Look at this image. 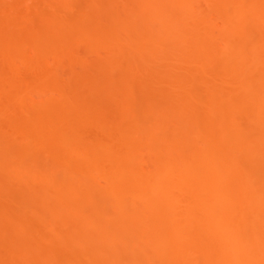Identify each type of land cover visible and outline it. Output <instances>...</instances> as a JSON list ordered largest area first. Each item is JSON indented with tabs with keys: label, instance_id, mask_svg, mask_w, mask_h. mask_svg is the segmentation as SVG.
Instances as JSON below:
<instances>
[{
	"label": "bare ground",
	"instance_id": "6f19581e",
	"mask_svg": "<svg viewBox=\"0 0 264 264\" xmlns=\"http://www.w3.org/2000/svg\"><path fill=\"white\" fill-rule=\"evenodd\" d=\"M196 1L197 0H133L130 3L128 2L129 4L126 2L128 11L124 6L123 9L126 11L119 14L126 16V18L132 22L134 21L133 19H135L138 23L134 22L137 26V34L135 33L133 36L132 34L130 36L127 35L128 37L126 36L124 38H126L125 40L128 39L126 42L129 43L133 42L135 37L138 38L139 36L138 44L133 47L132 43L131 46L134 51H137L141 55H145L144 53H147V51L153 54V57L158 53H160V56L168 53L166 54L168 57L171 54L172 56L174 55V57L176 55L178 57L179 54L178 60L180 56H182V59L184 57H189V55L192 57L193 55L197 62H195L196 65L194 68H196L198 64L197 67L200 69V72H203V75H205L204 72H218L217 75L227 78L226 81H228L229 90L224 92L225 95L223 98H221V96L218 97L219 92L217 95L216 91L213 89L214 92L210 90L207 100L205 102L203 101V106L200 105L202 107H199V109H202L199 112L198 109L195 110L194 108H198L195 105L199 103L200 96L190 91V89H192L190 88L189 91L191 94L188 92L190 98L186 97L184 99L180 94L173 95L174 102L173 104L171 103V108L168 107L167 109L168 105L165 104L167 105L165 107L163 104L165 107L162 106L163 109L160 107L161 104L157 102L158 105L160 104L158 106L159 108L157 107L159 109L158 112L164 113L163 115L157 111L153 112L154 109L152 108L153 110L151 109V112L153 113L146 117L144 116L145 118L142 119V121H140V119L138 121V117H135V112L129 108V105V107L125 105L128 108L125 107L126 109L122 111V114L120 112L121 115L120 117L117 116L118 119L116 117L117 120H120L114 122L116 120L114 117L112 120L113 122H110L111 120L108 117L106 119L105 115H102L103 113L101 116L106 120H101L100 118L102 117L98 113H96V115L98 114V118L94 116L95 114L92 115V113L91 115L95 117V120L94 118L90 119L92 116L90 117V115H88L89 113L87 114L88 110L84 112L85 109L83 108V105L85 106L84 103L88 100H84L82 105L79 103L80 105L76 106L78 105L76 100H71V98L67 99L65 94L61 93L62 91H58L55 93V95H58L56 96L57 98L55 97L56 99H52V101L49 100L48 110L45 109V112L43 111V117L47 116L46 122H52L53 125L48 128L36 125L32 127L33 131H36L34 134H42V138L44 137L41 139L42 141L37 140V142H32L31 145L34 147H31L28 143H24L25 141L22 140H17L19 142H17V144L16 141H14V145L8 143V147L11 145V148H15L16 144L17 150L12 148L14 149L16 157H18L17 153L18 155L27 157L28 155L26 154L28 152L30 154V150L32 148L35 149L36 145L37 148L38 146H42L41 148H43L47 154H50L58 161L57 165H59V167L56 169L62 168V170L64 169L66 171L67 175L63 173L66 177L58 178L54 173H49L50 175L47 174L48 176L41 175L42 173L39 172V174L35 167L29 170L24 168L26 171L19 170L20 172L18 171L13 179L15 180L17 188H20L19 190L22 192H26L28 188V191L30 190L31 193L33 192V186L37 185V183L45 184V186L42 185L41 187L45 188L42 189L47 191V194H52L54 196L56 205L55 214L67 219H69L68 217H71V219L72 217L74 218L76 221L73 223L74 227L72 225H69L72 226L70 228L67 226L69 230L66 231L67 233H65V235L71 233L76 235L74 238L72 237L73 239L69 243L71 246L73 244L82 245L80 248L81 251H76L74 255L72 254L74 252H70L72 259L77 262V264H83L79 263L82 262V260L88 264H138V262H146L147 260L149 264H196L198 261V264H201L204 263V261L214 260L213 263L209 264H219L224 257L226 258L232 255H235L233 260L237 263V257L239 255L241 256V253H245V255L248 253L246 256L250 264H264V254L260 253V251H262L261 247H264V242L260 241L258 244V238L260 240L262 239L261 236L258 235V231L260 230V233L264 232V230L262 231L263 228H261L263 225L258 227V215L262 213L264 216V211L261 207L264 203V194L262 193L260 183L258 184L256 180L253 181L251 177L253 174H257L259 171L257 169L261 167L260 162L259 166L255 163V160L258 158L256 156L261 155L260 157H263L261 160L264 159V153L260 154L258 150H255L258 147V137H256L258 134L257 124L258 122L261 123V119L264 118V0H204L201 2L205 3L203 4L205 6L204 8L208 9V12L211 10L214 16L217 15V18L212 19L209 17L210 14L208 12V14H204L200 10V5L195 3ZM49 2L50 1L45 4H49ZM63 2L64 0H54V2L51 1L49 5L64 6L67 4L66 1V3L64 2V4H62ZM197 2H199V0ZM67 5L69 6V4ZM173 6H175V9L172 8ZM206 9L205 11H207ZM132 10H134V13ZM208 18H210V20ZM99 24L97 28L99 31L107 35L116 33L114 29L117 25L112 19H103ZM216 28H218L217 31H219V34L214 33ZM231 34L239 35L237 38H239L240 35L246 36L244 40L248 42L246 43L243 37H240L243 42L240 43L241 41H239L238 43L233 40L234 37L231 38ZM45 35L46 34H44V36ZM217 35L220 37L222 35L230 36V38H227L226 41L223 42V48L222 46L219 48V45L217 46L214 41ZM44 36L36 42V45L33 43L35 45V49L33 48L34 53L38 52L40 54L38 48L42 41L47 40L45 39L46 36L45 38ZM47 37H51V35L49 36V34H47ZM244 43L245 45L249 43L247 45L248 47H244ZM240 44H242L241 46H243V48H241ZM107 49H110V47ZM128 49L129 48H127V50ZM116 50L118 49L111 47L109 53H115ZM121 52L122 49H120V53ZM12 57L13 54L10 52L7 53L6 58L4 56L6 62L10 61L11 63L14 61V59L11 61ZM147 57H149L151 61H154L150 56L147 55ZM217 57H220V59H217ZM194 59L192 60L194 61ZM184 63L186 64V62ZM112 64L115 63L112 62L111 65ZM14 65H16V63ZM113 70L116 72L118 71L117 73L115 72V74L111 70L114 73L113 78L117 80L121 75L119 67L113 65ZM182 84L185 83L182 82ZM181 86L183 87V85ZM107 88H104L105 91L102 88L104 93L107 91ZM112 88L114 87L112 86ZM109 89L111 88L109 87ZM97 91L98 90H96V92ZM181 91L183 95L184 90ZM157 94H159V97H165V94L161 91L157 92ZM110 95L111 94H109V96ZM92 98L89 99L91 102L93 101ZM105 98L107 99V97ZM190 100L193 102L192 104L197 102L194 105L195 107L190 105L188 102ZM157 108L155 109L157 110ZM82 109L83 112L87 114L86 116H89V120H93V123L96 121L94 124L97 127L103 130V128L99 126L101 123L97 125L99 122H103L104 127L108 126V123L110 126L106 130V127L104 128V138L101 137L94 142H91L90 140L92 139L89 140L88 138L87 141H90L88 143H86V140L83 142L82 139L81 143H86V145L81 144V146L78 145L77 141L72 142L73 140L70 141V139H68V141L71 143H68L67 138L71 136L70 138L72 139L74 135V137L76 136L79 140L78 136L82 135L79 125L83 123L81 124L77 121V118L81 117L77 112L83 114ZM40 114L38 115V119ZM168 114L169 117H167ZM76 115L80 117H76ZM84 116L85 114L82 119H86ZM242 116L249 119L251 122L253 121L250 125L247 123L248 121H245L248 126H254L253 123H256L255 128L251 127L252 130L249 128L251 130H249L250 138H247L249 136H244V139L241 138L243 145L241 142H238L239 139H237V135H239V133L242 134L239 131L240 127L238 124L240 123H235V120ZM40 118H42V116ZM143 120L151 124V129H147V131H150L147 132L148 134H143L145 131L144 129H146L145 127L140 130L139 124L142 125ZM239 122H241L242 128L244 125L247 127L245 122H243V126L242 121ZM9 123H6V125ZM11 124L13 123H10V125ZM103 124L101 125L103 126ZM16 127H19V125ZM66 128L71 130L70 135H66V132H63L62 129L65 131ZM0 129L3 128L1 127ZM158 130H163L164 132L156 133ZM18 131H20V129ZM18 131L16 130L14 132L17 133ZM25 139L27 140L28 138L26 137ZM253 141L256 143L255 145L252 143ZM20 142L24 144L22 145ZM198 143H203L205 145H202V147H205V151L198 150ZM239 144H241L240 146L242 148ZM251 144H253V146H251ZM246 145L250 146L247 147ZM139 151H145L147 154V156H143L147 158L145 159L146 161L143 160L144 163H141L142 160H139L137 157ZM255 151L256 153L253 154ZM234 153L237 155L239 154L240 157L236 156ZM251 154L255 158V160H251L252 165L250 163L251 161L249 163L246 162ZM141 155L140 157L142 158ZM22 156L18 158H22ZM25 159L26 158H24V160ZM241 159H244V162ZM245 163L251 166L257 164L258 167H245L243 166ZM254 169H256L255 172L252 171ZM259 169L261 170V168ZM93 170L96 175L98 174L97 176L102 177L106 182L102 194L100 195L99 192L97 195L114 203L115 206H113L114 208L112 207L113 210H116H114L115 213L118 212L116 215H119L120 218H127L126 220L128 221L126 225L124 224L123 226L121 223L122 226L119 224L117 227L115 225L116 222L110 224V222L104 218L106 216H102L101 218L100 216L94 215L96 213L92 211L81 209L83 203L89 202L90 204H94L96 202V199L92 198V196L89 197L90 194L87 196V191L91 189L94 184H99L95 183V181H97L96 178L93 180L96 176L92 174L93 178L90 177L91 171L93 172ZM249 172L252 173V175H250ZM68 175L71 177H67ZM263 180L264 179H262V181ZM258 193H262L261 198L258 197ZM52 195L50 197H52ZM100 196L96 198L99 199ZM234 206H243L241 207L242 209L239 208L240 212H237V215L231 214L230 210ZM93 209L95 208L91 210ZM113 210L112 212H114ZM258 210L261 212H258ZM51 211L52 209L50 211L48 210V214L51 218H54L56 215ZM57 216L56 218H59ZM112 218H114V216H112ZM236 222L237 224L235 225L234 223ZM232 224V227L229 226ZM122 233L135 234L142 241V244L138 242L140 246H135L137 243L134 244L136 249L133 247L135 252H133L134 256L131 257L130 260V256L125 259L123 254L120 256L121 253H117L122 250H127V244H129L123 240V237V241L120 240V235ZM247 236H250V238ZM0 241H2V239ZM56 248H58L57 245ZM37 249H39V247ZM57 250L58 249L54 251ZM93 251L96 253H93ZM50 252L52 253L51 249ZM150 252H152L153 255L155 254L157 258L159 257L158 254H165L166 258L165 260L162 259V257V260L159 258V260L150 259V255H152H148ZM232 252L236 254H230ZM238 252L241 253L239 254ZM25 253L29 255L28 252H24V259L26 256ZM54 253L57 255L58 252ZM15 254H13V260L16 259ZM34 254L35 253H33V255ZM21 255L16 257L19 259L23 256ZM71 257L70 262H72ZM18 259H16V262H19ZM22 259L23 257L21 260L19 259L20 262ZM64 260L69 262L67 259ZM25 262L28 261L25 260ZM37 262L38 261L35 263Z\"/></svg>",
	"mask_w": 264,
	"mask_h": 264
},
{
	"label": "rangeland",
	"instance_id": "374dc122",
	"mask_svg": "<svg viewBox=\"0 0 264 264\" xmlns=\"http://www.w3.org/2000/svg\"><path fill=\"white\" fill-rule=\"evenodd\" d=\"M48 1L54 2V0H0V128L1 127L3 128V129H0V175H1L0 176V179H1L0 180V240L2 239V241H0V242L4 244L3 245L0 243V264H62V263L63 264H66V263L77 264V262H75L72 259V257H71L72 255L70 254V252H74V253H72L74 255L76 251L79 252L78 250H80L82 245L73 244L74 246L73 245L71 246L69 243L76 235H74L72 233L65 235V233H67L66 231L69 230V229H67L68 227L69 228L72 226L74 227L73 223L76 222L74 220V218L72 217V219H71V217H68L69 219H67L63 216L59 217V215L57 216L55 214L56 205L54 202L55 201L54 196L51 194L52 197H50L51 195L47 194V191L42 189L44 187H41V186L42 185L45 186V184H43V183L38 184L37 183V185L33 186L34 187L32 189L33 192H31V193H30V190L28 191V188H27V191L24 188L25 191L28 193L27 194L26 192H24V191L22 192L21 190H19L20 188L19 189L17 188L15 180L13 179L19 170L20 171H26V170H29L33 167H35V169L37 168V172L38 173L41 172L42 173L41 175H44V176H48L47 174H49V173H52V174L54 173V175L56 177H58V178L63 177L64 178V177H66L65 174L67 175V173L64 169L63 170H62V168L56 169L57 167H59V165H57L58 161L55 160L50 154H47V152L44 151L43 148H41L42 146H40V147L38 146V148H37V145H36L35 149L34 148H32L33 150L31 149V147L33 146V145H31L32 142H37V140L42 141L41 139L44 138V137L42 138V134H39V133L34 134V133H36V131H33L32 127L36 125L39 127L44 126L43 128H45V127L48 128V127H51V125H53L52 122H49V121L46 122V117H47L46 113L47 112L45 113L46 117H43V116H44L45 109L48 110V106H49L48 101L49 100L52 101V99L54 100L57 98L56 96H58V95H55L56 92L62 91L61 93H64L67 99L71 98V100L72 99L76 100L77 104H78L76 106H79L80 105L79 103H81V105H82V103H84L83 102L84 100L90 101V102L87 101L84 103L86 106L85 107L83 105V108L85 109L84 112L85 111L87 112V110H88L87 114L89 113L88 115H90V117L94 114H95L94 116H97L98 114L101 116V114L103 113L102 115H105L106 119L108 117L111 120L110 122H113L112 121L113 118L115 117L114 119H116L117 116L120 117V115L122 114V111H124L129 106H130L129 108H131V110H133L135 112L134 113L135 117L136 118L138 117L137 120L139 121V119H140V121H142V119H144L149 114L156 112V111L158 112V110H159L158 106L160 104H161L160 107H162L163 104L164 105L167 104L168 106L165 105V107L167 106V109H168V107L171 108V105L174 102L173 95H179L180 94L181 97H183L184 99L186 97L190 98V94H191L190 91H192L194 94H198V96H200L199 97L200 101L198 104H196L197 102H194V104H192L193 102L191 100L188 101L191 106H194L196 104L195 106L198 108H194L195 106L193 108L195 110L198 109L200 112L202 108L199 109V107H202L203 101L205 102L207 100L210 90L213 89L214 91H216L217 95L219 92L218 97L221 96V98L224 97V95H225L224 92H227V90H229L228 84H227L228 81H226L227 78H223V76L217 75L218 72H215V73H205L204 72L205 75H203V72L202 71L200 72V69L197 67L198 64H197L196 68H194L197 62L195 61L193 55H192V57L190 55H189V57L183 56L184 58H182V59H181L182 56H180L181 60L180 59L178 60L179 54H178V57H177V55L174 57V55L172 56V54L170 53L171 55H169V57H168V55H166L168 53L161 55V56H160V53H158L153 57V54H151L149 51H147V53H149V54H147L145 52L144 53L145 55H143V54L141 55L137 51H134L132 46L135 47V45L138 44L139 36H138V38L135 37L133 42H129L130 44L128 42H126L128 39L125 40L126 38H124V37H126L127 35L130 36L131 34L133 36V34H135L137 32L136 31L137 26L134 22H136V23H138V22L135 21V19H133L134 20L133 22L129 21L126 18V16H122L121 14H119V13H122L123 11H126L127 10L126 6H128L127 4H129L133 0H64V2L66 1L70 7L67 4L64 6H56V5L50 6L49 5L50 2H49V4H45V3H48ZM197 1L195 3H198V5H200L199 6L201 8L200 10L204 14L209 13L210 16L209 15L208 16L211 19L217 18V15H215L216 16L215 17L213 15V13L211 12V10H210V12H208V9L204 8L205 6L203 4H205V3H201L204 0H199V2L202 4V7H201V4ZM64 2L62 4H64ZM126 2H127V4H126ZM59 4H61V3H59ZM66 6H68V7H66ZM123 7L126 10L123 9ZM172 8L175 9V6H173ZM203 8H204V10H203ZM205 9L207 11H205ZM200 10H199V12H200ZM132 11L134 13V10H132ZM117 14L120 16H118ZM116 16H118V17H116ZM108 18L112 19L114 21V23H116V25H117L116 28L114 29V30H116L115 31L116 33L110 34L113 36L107 35L106 33H103L101 31H99V29H97L98 26L100 25L99 22L101 23V21L103 19L107 20ZM210 18H208V19L210 20ZM218 21H219V19H218ZM47 28H49V29H47ZM217 30H218V28H216L214 30L215 31L214 33L219 34V31H217ZM44 34H46L45 35L46 38H45ZM47 34H49V36L51 35V37H47ZM104 35L106 36V38ZM43 36L47 40L41 42L40 47L38 48V51L40 50L39 51L40 54L38 52L37 53L35 52L37 54V56H36V54L34 53V49H35L34 46L36 45V42H38V40L43 38ZM217 36H216V39L214 38V41L216 42L217 46L219 45L218 46L219 48L222 46V44H224L223 42H225L227 38H230V36L229 37L223 36V35L221 37L219 35H217ZM238 36L239 35H237V34H231V38L234 37V39H233L234 41H236L238 43H239V41H241L240 43H242L243 40L245 39L244 37H246V36L240 35L241 38L243 37V40H241L240 37L237 38ZM48 38L51 42L48 40ZM108 39H113V40H108ZM119 41H121V42H119ZM33 43H35V45ZM132 43H133V45H132ZM31 44H32V46H31ZM241 45L242 44H240V46ZM247 45H245V43H244V47ZM223 46H222V48H223ZM109 47H110V49H111V47L117 48L118 50L115 51V53H117V54H115L114 52L109 53L110 49H107ZM127 48H129V49L127 50ZM241 48H243V46H241ZM120 49H122L121 53H120ZM131 49H132V51H131ZM16 50H18V51H16ZM117 51H119V52H117ZM9 52L13 54L11 61L13 59H14V61H12V63L10 61L6 62V60H5L6 55ZM5 53H6V55H5ZM147 55L150 56L152 60L154 59L155 62L151 61L150 58L147 57ZM4 56H5V58H4ZM176 57H177V59H176ZM190 58H191V60H190ZM184 59H185V61H184ZM192 59H194V61ZM217 59H220V57H217ZM112 62L115 64L111 65ZM184 62H186V64ZM13 63L14 64L16 63V65H14ZM11 64H13V65H11ZM110 65H111V67H110ZM113 65H117V67H119V71L121 72V75L117 78L118 81L113 78V75L116 72L115 70H113ZM131 72L134 74H132ZM175 80H177V81H175ZM182 82L185 84L187 83V84L186 85L182 84ZM191 83H192V86H191ZM196 84H197V86H196ZM181 85H183V87ZM112 86L114 88H112ZM109 87L111 89H109ZM102 88L104 91H105L104 88H107L106 89L107 91L104 93ZM190 88H192V89H190ZM177 89H178V91H177ZM189 89H190V91H189ZM96 90H98L97 91L98 93L96 92ZM100 90L104 96L101 94ZM181 90H184L183 95H182ZM159 91H161L165 94L164 98L162 96H161L162 98L159 97V94H157V92H159ZM188 92H190V94ZM107 93H108V95H107ZM100 94L102 97L100 96ZM109 94H111V95L109 96ZM80 95H81V97H80ZM105 97H107V99ZM79 98H80V100H79ZM90 98H92V100L93 101L95 100V101L91 102V100H89ZM112 99H115V100H112ZM148 102L152 103V104H149ZM157 102L160 104L158 105ZM200 102H201V104H200ZM112 104H114V105H112ZM125 105L126 106L129 105V106L126 107ZM200 105H202V106H200ZM155 108H157V110ZM151 109L153 110V112H151ZM77 111H79V110H77ZM94 111H95V113H94ZM82 112H83V109H82ZM84 112H83V114H81L80 112H77V113H79V115H81V117L76 115V117L78 116L81 118V119L77 118L78 123L84 124V125L78 124L81 127L80 133L82 135H80V134H79L80 136L77 135L79 140L77 139L76 136L74 137V135L72 136V139L70 138L71 136L68 137L67 138L68 143L71 140H73L72 142L77 141L78 145H81V144H83V143H81L82 139H83L82 140L83 142H85V140H86V143H88L90 141L94 142L97 139L99 140L101 137L104 136L103 133L105 134L104 128L106 127L105 128V130H106L110 126L109 123L107 124L108 126H105V127H104L103 122L97 123V125H99L100 123L103 124V126L101 124L99 125L103 128V130H102L100 127H97L94 124L96 121L93 123V120H89L88 119L89 116L87 117L86 116L87 114ZM120 112H121V114H120ZM38 113L39 114L41 113L39 116V119H38V115H39ZM96 113H98V114L96 115ZM158 113H160V112H158ZM84 114H85L84 117H86V119L83 118L84 119V121H83L82 117ZM144 114H146V115H144ZM160 114L163 115L164 113L163 114L160 113ZM41 116H42V118H40ZM165 116H166V114H165ZM36 117H37V119H36ZM167 117H169V114ZM93 118L95 120V117H93V116L90 119H93ZM97 118H98V116H97ZM79 119H80V121H79ZM87 119L89 120V122ZM100 119L106 120L103 117ZM117 119H118V117H117ZM117 119L114 122H116V121L118 122L120 120V119L119 120H117ZM262 119H261V123L258 122V124H257L258 125V132H257L258 136L256 135V137H258V147L256 146L257 149H255V150H258V153H260V154L264 153V123H262V122H264V118H262ZM32 120H34V121H32ZM85 120H87V121H85ZM239 121H242V126L244 125L243 122H245V121L246 122L248 121L247 123L249 125L252 124L253 121L251 122V121H249V119H246L243 116L239 117V118H237V120H235L236 124L240 123V124H238L240 127L239 131L242 134H240L238 131L239 135H237L238 133L236 135L238 137L237 139H239L238 142H241L242 141L241 138H243L244 136H246V137L249 136V130H250L249 128H251V127L255 128L256 123L255 124L253 123L254 126H248L247 123L245 122L247 127L244 125L245 128H244V126L242 128L241 122H239ZM9 122L13 123V124L16 122L17 123L14 125L13 124L10 125ZM85 122H86V124H85ZM6 123H9V124H7L8 126L6 125ZM104 123L106 125L105 121H104ZM235 123L233 122L234 125H235ZM18 125L20 128L16 127ZM139 125H140V130H142L141 128H143V129H144V127L146 128V129H144L145 131L143 130L144 132L142 131L143 134H145V133L148 134L147 132H150L149 131L151 129L150 123L144 122V120H143L142 125H144V126H142L141 124H139ZM3 126L5 127V130H4ZM7 127H9V128H7ZM14 127L19 128L20 131H18L19 129H15ZM168 128H170V127H168ZM147 129H149V130L147 131ZM242 129H243V131H242ZM16 130L18 131L17 133L14 132ZM62 130H63V132H66V135L71 134V130H68V128H66L65 131H64V129H62ZM251 130H252V128H251ZM256 130H257V128H256ZM68 131H69V133H68ZM102 131H104V132H102ZM162 131L163 130H158L156 133L162 132ZM38 134H39V136H38ZM252 135H253V133H252ZM83 136H84V138H83ZM26 137L28 138L27 140L25 139ZM97 137H99V138H97ZM246 137H245V139H246ZM88 138H89V140L90 139H92V140L87 141ZM247 138H250V136ZM68 139H70V141H68ZM234 139H235V137H234ZM17 140L18 141H21V140L25 141L24 143H26V144L28 143V145L31 146V147L29 146V148L31 149L30 151L32 153L30 152V154H29V152H28L26 154L28 156L23 157L22 155H18V153L16 152L17 156L18 157L22 156V158L16 157V155L14 153V149H16V147H17L16 146V144L18 142ZM5 141H6V143H5ZM10 141H12V142H10ZM14 141H16L15 148L12 147V148H14V149H12L11 145L8 147V143H11L12 145H14V143H15ZM245 142H247V141H245ZM86 143H84V144L86 145ZM252 143H254V141ZM241 144H242V142H241ZM241 144H239V146ZM255 144L256 143H254V145ZM202 145H204V144L201 143L198 145V150L200 149L199 151L204 150L205 145L203 147H202ZM244 146H245V144H244ZM249 146H247V147H249ZM251 146H253V144H251ZM142 152L145 153V151H139L137 153V157L139 158V160L140 159L142 160L141 163H144L143 160L147 159V158H144L145 156H147V154L146 153L143 154ZM255 153H256V151L253 154H255ZM234 154H236V153H234ZM140 155L142 156V158L140 157ZM236 156L240 157L239 154L238 155L236 154ZM249 156L250 157L246 162L249 163L251 160H253V159L255 160V158L252 156V154ZM260 156L259 155L256 156L258 158L255 160V163H257L258 166H259V162H260L261 167H259V168H261V170L259 168L257 169V170H259L257 173L259 176L256 173L252 175V173H250L251 172L250 170H249L250 171L249 173H250V175H252L251 177H252L253 181L256 180V182L258 184L260 183L262 193L264 194V192H263L264 191V183H263L264 180L262 181V179H264V173H263L264 172V169H263L264 168V161H263L264 159L261 160L263 157L261 158ZM24 158H26V159L24 160ZM19 159H20V161H19ZM244 159H241V160L244 162ZM22 160H24V161H22ZM22 163H23V167H22ZM250 163L252 165V161ZM257 164H255L254 166H251L250 164L245 163V165H243V166H245V167L251 166L250 168H252V167L255 168V166H257ZM262 166H263V168H262ZM24 168H27V169L25 170ZM255 170L256 169H254L252 171L255 172ZM55 172H56V174H59V175H56ZM63 173H65V174H63ZM92 174H93V176H96V177H94L93 180H95V178H96L98 181V182L95 181V183H99V184H96V185L94 184L93 187L87 191V196H88V194H90L89 197L92 196V198L96 199V202L94 204H90L89 202L83 203L81 205V209L87 210V211H92V212L96 213L94 215H96L98 217L100 216L101 218H102V216L103 217L106 216L104 218H106L107 221L110 222V224L111 223L114 224V222H116L115 225L117 227L119 224H120V226H122V225L124 226V224L126 225V222L128 221V220H126L127 218L126 219L124 217L120 218L119 215L118 216L116 215V214H118V212L115 213L116 210L115 209H114L115 211L113 210V208H114L113 206H115L114 203H112L109 200H106L105 198L103 199V197L100 196L102 194V191L104 190L103 187L105 188V184H106L105 179L103 180L102 177L97 176L98 174L96 175L94 170H93V172L91 171V176H90L91 178H93ZM253 176H254V178H253ZM67 177H71V176L68 175ZM102 180H103V183H102ZM261 182H262V184H261ZM13 190L16 191L17 193L19 191V193L17 194ZM99 192H100L99 196L101 199L96 198V197H99L97 195V194H99ZM22 193H26V194H22ZM262 193L261 194L258 193L259 198L262 197ZM93 195H95V196H93ZM263 197H264V195H263ZM100 201H102V202H100ZM97 203L98 204L100 203V204L98 205ZM263 205H264V203H263ZM263 205L261 207L264 211ZM91 207L95 208L97 211L95 209L91 210L92 209ZM234 207H236L238 209H236ZM234 207L230 210L231 214L237 215V212H240V209H242L241 207H243V206H241V207L234 206ZM53 208H54V210H53ZM51 209H52L51 212H54L53 214L59 218H56V216H54V218L50 217V215L48 214V210L50 211ZM233 209H234V211H233ZM262 209L260 208L261 211H262ZM112 210L114 212H112ZM261 211L258 210V212H261ZM112 216H114V218H112ZM263 219H264V216L262 213L260 215H258V225H259L258 227H261V225H263L261 227V228H263L262 231L264 230V220ZM66 220H67V222H66ZM235 220H237V219H235ZM259 221H261V222H259ZM262 221H263V223H262ZM121 223H122V225H121ZM234 224L236 225L237 222ZM69 225H72V226H69ZM229 226L232 227L233 224L229 225ZM261 228H259V229H261ZM1 230H2V232H1ZM259 231H258V235L261 236V238L263 239L264 238V235H263L264 232L260 233ZM4 235H5V237H4ZM132 236H135V237H132ZM122 237H123V240L129 244H127V246H128L127 250H122V251L117 252V253H119V254L121 253L120 256H122V254H123L125 259L130 256L129 257V260H130V258L134 256L133 255L134 254L133 252H135L133 250L135 248L134 244L137 243L138 245L136 244L135 246H140L139 243H141L142 241L138 238V236H136L135 234H132V233H130V234L129 233H126V234L122 233L120 235L121 241H123ZM66 238H67V240H66ZM132 238H134V239H132ZM248 238H250V236ZM262 239L260 240L258 238V244L260 241L264 242V239L263 240ZM65 240H66V242H65ZM247 240H249V239H247ZM67 242L69 245L67 244ZM53 243H54V245H53ZM46 245L47 246L49 245V246L47 247ZM56 245L58 248H56ZM40 246L43 247L44 252H43L42 247H40ZM76 246H77V250H76ZM38 247H39V249H37ZM61 247H62V249L60 250ZM48 248L51 249L52 253L50 252V249H48ZM45 249H47V250H45ZM56 249H58L59 251L58 250L54 251ZM69 249L74 250V251H70ZM259 250H258V252H259ZM261 250L262 251H260V253L264 254V247H261ZM23 251L29 253V255L27 253H25V255H26L25 259H24V255H23L24 252ZM54 252H56V253L58 252L57 255ZM60 252H61V254H60ZM19 253H21L23 256ZM33 253H35V254L33 255ZM93 253H96V252L93 251ZM11 254H12V256H11ZM13 254H15L16 259H18L17 257L21 255L23 257L22 261L20 262L22 257L19 258L20 260L18 259L19 262H16V259L13 260V258H14ZM44 254H45V256H44ZM53 254H54V256H53ZM150 254H152V255H150ZM230 254H236V253L232 252ZM239 254H237V255H239ZM241 254H242L241 256L240 255L238 257L236 256L238 258L237 263L234 262V260H233L235 255H232V256L226 257V258L224 257L223 260H221L219 262V264H250L248 257L246 256L248 253L246 255H245V253H241ZM148 255H150V259L152 258L154 260H156L158 258L161 259V257L164 260L166 258L165 254L164 255L158 254L159 255L158 258L156 257L155 254L153 255L152 252H150ZM27 256H29V257H27ZM35 256H37V257H35ZM70 257H71V260L73 263L70 262ZM64 259L69 260V262H67ZM25 260H27L28 262H25ZM35 260L38 262L35 263L36 262ZM29 261H32V262H29ZM200 261H201V259H200ZM213 261L214 260L204 261V263H201V262L200 263L201 264H209V263H213ZM131 262H133V261H131ZM146 262H141V263L138 262V264L139 263L140 264H149L148 260ZM79 263L88 264L87 262H85L83 260H82V262H79ZM198 263H199V261L196 264H198Z\"/></svg>",
	"mask_w": 264,
	"mask_h": 264
}]
</instances>
